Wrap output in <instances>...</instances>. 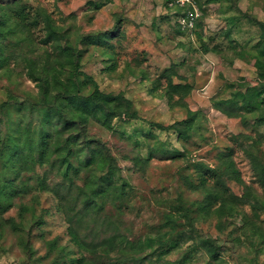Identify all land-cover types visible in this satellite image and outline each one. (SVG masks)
Wrapping results in <instances>:
<instances>
[{"label":"rangeland","instance_id":"1","mask_svg":"<svg viewBox=\"0 0 264 264\" xmlns=\"http://www.w3.org/2000/svg\"><path fill=\"white\" fill-rule=\"evenodd\" d=\"M168 1L25 0L43 7L69 31L82 55V71L101 91L130 103H120L115 111L128 108L137 116H114L112 129L95 120L87 127L90 139L100 141L114 159L115 182L126 183L125 201H115L113 193L88 198L92 191L87 196L78 189L89 184L96 191L100 184L83 173L78 178L75 170L73 182L48 165L18 176L0 157V195L9 188L5 181L17 184L23 195L1 204L7 210L0 213V264H66L67 252L69 259L81 257L71 241V225L88 240L114 233L156 237L169 228L168 213L176 216L188 242L165 261L154 256L148 264H173L187 254L184 264H264V181L259 174L264 165V92L250 111L223 103L234 92L264 89L256 66L259 59L264 62L259 25L264 23V0ZM43 34L35 32L39 39ZM17 47L9 52L17 57L12 72L0 70L2 137L32 119L33 127L40 125L34 107L27 111L20 105L26 98L36 101L39 94L21 63L23 56H34ZM178 83L189 85L187 94L172 88ZM193 116L196 121L186 130L184 121ZM200 167L203 173L218 170L216 176L207 173L205 185L217 188L220 175L235 197L233 208L220 198L204 208L207 193ZM40 179L54 190L39 191ZM32 203L36 218L21 209ZM39 217L43 223L37 226ZM203 239L217 241L218 261L202 248Z\"/></svg>","mask_w":264,"mask_h":264},{"label":"trees","instance_id":"2","mask_svg":"<svg viewBox=\"0 0 264 264\" xmlns=\"http://www.w3.org/2000/svg\"><path fill=\"white\" fill-rule=\"evenodd\" d=\"M259 25L264 36V23ZM37 30H42L44 33L40 39L35 35ZM71 40L69 31L58 26L55 19L43 7H34L25 0L0 2V70L5 69L8 74L12 72L11 68L17 62V57H11L9 52L15 51L14 46L16 50L17 45L21 50L26 48L28 53L34 56L33 58L23 56L21 63L27 70L28 78L37 83L39 94L36 101L31 102L26 98L20 105L27 111L30 106L34 107L32 112L39 115L37 121L40 123L39 126L33 127L35 120L32 119L26 124L16 126L14 131L10 126L12 133L7 137H2L0 134V157L5 156L6 167L14 169L18 176L24 172L36 171L37 166L48 165L60 172L63 180L71 178L73 182L75 178H72L71 170H75L78 178L83 173L87 176L86 180L88 177H93L95 184H100L99 191H95L94 186L85 183L83 189H78L87 196L92 191L94 195L88 198L95 200L96 197L113 193L115 201H125L126 183L123 182L120 185L115 182L117 172L114 159L100 141L90 139L87 127L95 120L112 129L114 116L125 113L130 120L136 118L137 114L130 113L128 108L121 113L115 111L120 103L129 102L123 97L101 91L97 81L82 71L81 52ZM256 66L261 70L259 72L261 79H264V62L259 59ZM171 86L174 89L187 91L186 94L189 91L188 84L178 83ZM172 88L168 89L170 93ZM263 92V88L257 89V87L248 93L234 92L230 101L227 99L223 103H231L233 106L237 104L239 110L250 111L253 105L256 104L255 107H257V100ZM167 96L172 98V94L168 92ZM255 99L256 103H254ZM9 105L5 104L4 107L8 109ZM195 121V116L189 120L186 119L184 121L186 130L190 129ZM145 160L148 161L149 157ZM106 169L107 174L99 175ZM200 170L203 173L202 167ZM207 173L216 176L218 170L208 169L206 173L201 174V177L204 178ZM259 174L264 181V165ZM218 178L215 189L206 187L207 178L202 181L207 193L206 201L203 202L205 209H210L215 198L223 200L225 205L231 204L232 208L235 204L234 195L228 194L223 179L220 175ZM5 185L9 188L0 195V213L7 210V206H1L3 200L12 201L20 194L23 196L14 182L6 183L5 181ZM38 189L42 192L54 190L47 179L39 180ZM37 200L38 197L33 199L35 202ZM247 203L248 201H245V204ZM251 205L254 209L256 208L255 204L251 203ZM220 208L225 209V207ZM220 208L219 211H221ZM21 209L23 212H30L29 214L36 218L34 203L25 204ZM98 210H104V206ZM166 218L165 225L169 228L156 237L150 235L145 239H133L122 233H114L102 239L88 240L82 238L77 229L71 225L69 227L71 241L78 246L83 255L69 259V252H67L65 263L68 264V261L69 264H148L154 256L161 262L165 261L173 251L188 242V238L184 239V230L177 228L179 221L176 216L168 213ZM35 222L37 226H40L43 223L42 217ZM70 222L72 224V221ZM50 244L52 249L57 248V240L51 241ZM217 245L214 239L201 241L202 248L207 250L216 261L220 259ZM187 258L188 254L183 260L173 264H184Z\"/></svg>","mask_w":264,"mask_h":264},{"label":"built area","instance_id":"3","mask_svg":"<svg viewBox=\"0 0 264 264\" xmlns=\"http://www.w3.org/2000/svg\"><path fill=\"white\" fill-rule=\"evenodd\" d=\"M175 2L184 5L186 2H189V0H175ZM197 16H198V15H197ZM192 19H194V18H192ZM185 21H186V20H184V22H185ZM190 22H191V21H190Z\"/></svg>","mask_w":264,"mask_h":264}]
</instances>
